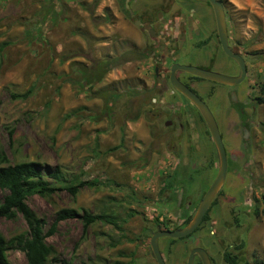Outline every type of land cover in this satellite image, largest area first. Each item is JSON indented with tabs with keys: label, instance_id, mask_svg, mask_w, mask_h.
<instances>
[{
	"label": "rangeland",
	"instance_id": "obj_1",
	"mask_svg": "<svg viewBox=\"0 0 264 264\" xmlns=\"http://www.w3.org/2000/svg\"><path fill=\"white\" fill-rule=\"evenodd\" d=\"M223 2L233 38L248 54L246 78L236 86L199 77L187 81L217 120L227 151L226 179L197 232L174 242L159 239L165 264L185 263L195 247L213 264H227L225 251L236 254L239 264L264 261V215L254 214L264 207V102L256 100L264 78V0ZM129 6L135 7L134 1ZM134 42L146 38L121 0H0V152L8 164L59 166L71 182L96 183L74 197L61 189L26 199L45 229L61 209L78 211L57 221L46 238L56 257L71 264H156L149 247L152 232L163 224L179 225L182 209L193 214L217 172L216 149L201 121L188 125L181 142L152 116L154 94L146 88L152 82L151 60L131 59ZM110 58L118 65L95 84L81 85L78 71ZM178 61L228 76L239 73L234 60L206 45L189 44ZM113 93L119 97H110ZM173 174L186 186L182 197L181 189L163 187ZM83 210L108 215L121 228L95 222L84 230ZM0 232L13 241L9 262L27 264L14 246L16 237L27 236L22 216L0 217Z\"/></svg>",
	"mask_w": 264,
	"mask_h": 264
},
{
	"label": "flooded vegetation",
	"instance_id": "obj_2",
	"mask_svg": "<svg viewBox=\"0 0 264 264\" xmlns=\"http://www.w3.org/2000/svg\"><path fill=\"white\" fill-rule=\"evenodd\" d=\"M125 1L126 0H123L124 6L126 4ZM133 1L135 7L131 8L129 2ZM220 1L225 14L227 45L232 52L238 53L243 57L246 66L245 56H248V54H244L243 49L239 48L238 43L233 38V28L226 14L225 4L223 0ZM127 4L128 9L124 8L126 9L129 19L139 33L146 38L145 43H132L129 48L131 51L130 55L132 58L145 56L144 59L149 58L151 60L152 82L150 86L146 88L150 90L152 89L154 94L151 98V108H153L152 116L157 118L158 123L161 124L163 130L172 129L175 137L180 139L181 142H184L187 140V129L190 123H192L193 126H197L201 121L205 127L206 125L204 121L199 118L197 108L170 83L169 76L171 73V66L173 64L182 63L178 61V58L184 48L189 44L195 48H201L206 45L213 53L219 51L223 55H226L220 45L212 7L208 0H128ZM135 20L138 21V25L135 24ZM132 60L141 61L142 59ZM213 60H215L214 54L210 56V61ZM235 65L238 72H240L236 62ZM174 74L181 83L192 89V85L189 84L187 80L188 78L196 79L194 78L196 76L190 75L182 70H176ZM238 74L239 73H237V75ZM245 78L243 80H245ZM231 92L232 90H229V98ZM182 110L184 111V114H182ZM194 110L196 111L195 116L192 114ZM206 131H208L207 127ZM225 152L227 155L226 148ZM248 161L249 160L247 159V162ZM249 165L250 163H248L247 166ZM203 170H205V167ZM199 200L200 198L196 201V207ZM211 204L205 214L209 213ZM187 212L189 211L181 210L183 216H185ZM193 214H190L191 217ZM160 229L170 228L165 224ZM171 229H173V227ZM195 257L198 256L194 255L193 264L200 260L199 257L198 259H195ZM209 258L211 260V256H209Z\"/></svg>",
	"mask_w": 264,
	"mask_h": 264
},
{
	"label": "trees",
	"instance_id": "obj_3",
	"mask_svg": "<svg viewBox=\"0 0 264 264\" xmlns=\"http://www.w3.org/2000/svg\"><path fill=\"white\" fill-rule=\"evenodd\" d=\"M98 1L99 0H94L95 3ZM121 7L126 12L123 0H121ZM129 54H131V51L129 52ZM253 54L258 56L259 53L255 52ZM144 58L145 56L133 57L131 59L143 60ZM128 60L130 59H124L122 61L126 62ZM115 65H118L116 59L110 58L107 61H104L103 63L97 64L95 67H92V69L87 70L83 67L82 70L78 71L79 78L81 79V85L82 81L86 85L95 84L96 82L100 81L105 72H107ZM259 86V92L262 96L256 97V100L262 103L264 102V78ZM28 92L29 91H27L21 97L28 96ZM109 96L112 98H117L119 97V94L113 93ZM240 114H243V111H241ZM198 116L203 121L199 113ZM207 133L209 134L208 131ZM0 164H5L0 165V191H4L0 200V217L6 219H14L18 215H21L27 226V236L16 237L14 241L15 248H18L23 253L27 264H71L70 260L59 259L56 257L55 250L46 243V238L55 232L57 221L65 219L67 217H76L79 214L78 211L71 208L61 209L56 213L55 220L47 229H45L46 223L44 219L40 218L34 211H32V209L27 205L26 199L28 196L33 194H37L42 197H48L61 189L67 190L74 197L80 188L84 186H94L96 183L88 180L78 181L77 183L71 182L70 180H67L63 177L61 168L59 166L50 167L48 165H42L38 162L32 161H21L14 164H8L7 158L2 152H0ZM168 177H172L173 180L169 183H165L164 181L163 187L169 188L172 192H179L181 189L182 192L180 194V197H182V195H184V193L186 192L185 184H182V182H178V178L175 174L169 175ZM201 196L202 194L199 197L201 198ZM214 204L215 200H213L211 206H213ZM260 213L264 215V207L260 210V212L257 208H255L254 214L257 215ZM132 215V213H129L127 216L131 217ZM208 217L209 216L206 213L203 217L202 223L194 232L199 230L201 225L208 220ZM190 218L191 215L186 213L181 220V223L174 226L173 229L184 226L190 220ZM80 220L82 222V228L84 230L95 222H106L113 224L116 228H121V226L118 225L110 216L102 213H91L87 210H83L82 214L80 215ZM164 225L165 224H163L162 226ZM160 228L161 227L159 226L157 227V229ZM180 239L182 238H170L172 242ZM11 242L13 241H6V239L0 232V264H11L7 257V250L12 247ZM240 247L241 245H238L235 248L238 249ZM223 257L227 264H239L240 262L237 255L231 253L230 251H225ZM111 264L124 263L116 260ZM195 264H201V261L198 260ZM244 264H264V261H255L253 263L244 262Z\"/></svg>",
	"mask_w": 264,
	"mask_h": 264
},
{
	"label": "water",
	"instance_id": "obj_4",
	"mask_svg": "<svg viewBox=\"0 0 264 264\" xmlns=\"http://www.w3.org/2000/svg\"><path fill=\"white\" fill-rule=\"evenodd\" d=\"M125 2V7L128 9V0H126ZM208 2L210 3L213 10L221 48L228 57L232 58L237 63L240 72L236 76H228L194 65L173 64L171 66V73L169 76L170 83L178 92H180L186 99H188L200 113L217 152L218 168L214 179L202 194L194 214L184 226L176 229H157L152 232L149 239V247L154 256L156 264H165L158 245L159 239L163 237L172 239L182 238L191 234L198 227L203 219L206 210L222 187L227 169L225 148L222 142L218 125L212 112L198 95H196L190 88H188L176 78L174 72L176 70H182L190 75L230 86H235L241 83L246 75V66L243 57L238 53L232 52L227 45L225 14L221 1L208 0ZM134 22L136 25H138L137 20H135ZM232 98L235 100L234 93L232 94ZM243 136L244 138H247L246 129L243 130ZM194 255H197L199 257L201 264H212L207 252L200 247H195L190 251L185 264H193Z\"/></svg>",
	"mask_w": 264,
	"mask_h": 264
}]
</instances>
